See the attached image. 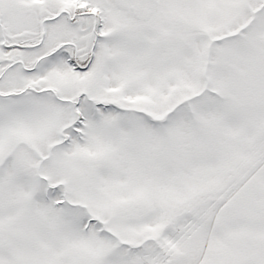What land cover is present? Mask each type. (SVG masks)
<instances>
[{
    "label": "snow or ice",
    "instance_id": "obj_1",
    "mask_svg": "<svg viewBox=\"0 0 264 264\" xmlns=\"http://www.w3.org/2000/svg\"><path fill=\"white\" fill-rule=\"evenodd\" d=\"M0 264H264V0H0Z\"/></svg>",
    "mask_w": 264,
    "mask_h": 264
}]
</instances>
